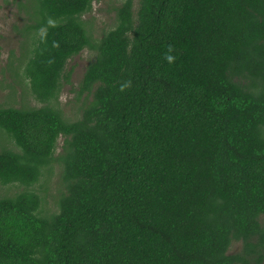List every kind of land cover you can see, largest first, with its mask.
<instances>
[{
    "label": "trees",
    "instance_id": "16d2710c",
    "mask_svg": "<svg viewBox=\"0 0 264 264\" xmlns=\"http://www.w3.org/2000/svg\"><path fill=\"white\" fill-rule=\"evenodd\" d=\"M92 2L17 5L45 105L0 107L18 148L0 149V184L54 160L64 191L50 215L35 192L0 197V264H264V0H124L98 40ZM84 50L90 101L69 121L50 102Z\"/></svg>",
    "mask_w": 264,
    "mask_h": 264
},
{
    "label": "rangeland",
    "instance_id": "374dc122",
    "mask_svg": "<svg viewBox=\"0 0 264 264\" xmlns=\"http://www.w3.org/2000/svg\"><path fill=\"white\" fill-rule=\"evenodd\" d=\"M26 0H0V107H34L43 105L30 92L28 81L24 78L22 67L27 55L33 47V40L21 36L20 30L27 23L24 8H19V2ZM124 0H93L91 11L84 14L82 19L86 29L94 40L115 26V9ZM138 0H132L133 11L137 8ZM94 51L84 50L68 59L65 72L69 71L68 82L61 86L57 101L50 104L61 110L64 118L74 121L80 117L82 106L90 101V96L79 95L78 87L86 66L94 60ZM63 138L59 137L56 157L61 151ZM0 149L18 151L14 141L0 130ZM62 168L57 161L42 169L38 181L29 187L17 183L0 184V197L10 196L20 192H35L42 198L41 213L50 215L57 212V200L64 191L61 178ZM240 243H233L229 254L238 252Z\"/></svg>",
    "mask_w": 264,
    "mask_h": 264
},
{
    "label": "clouds",
    "instance_id": "9594fccd",
    "mask_svg": "<svg viewBox=\"0 0 264 264\" xmlns=\"http://www.w3.org/2000/svg\"><path fill=\"white\" fill-rule=\"evenodd\" d=\"M166 59H167L169 62H171V61L173 60V56H171V55H167V56H166Z\"/></svg>",
    "mask_w": 264,
    "mask_h": 264
}]
</instances>
